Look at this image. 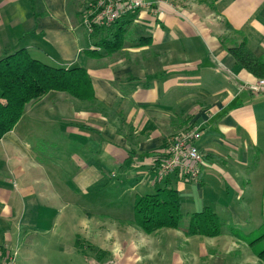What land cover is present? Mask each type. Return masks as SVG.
Returning <instances> with one entry per match:
<instances>
[{"label":"crops","instance_id":"0c3cea01","mask_svg":"<svg viewBox=\"0 0 264 264\" xmlns=\"http://www.w3.org/2000/svg\"><path fill=\"white\" fill-rule=\"evenodd\" d=\"M198 1L146 0L118 25L92 34L82 22L92 0H0V59L25 49L58 68L83 67L94 90L91 101L45 95L0 140V264L16 262L26 246L29 257L44 252L50 263L62 235L78 264H108L117 250L116 264H244L246 243L230 232L264 227V90L252 88L257 79L220 38L230 25L264 57V0H212L211 14ZM121 26L127 41L105 52L99 42ZM45 119L59 123L58 135L71 144H62L70 159L61 167L69 170L58 180L30 140L44 135ZM193 129L201 132L199 175L174 173L159 182L169 141ZM119 172L134 202L173 187L185 214L212 209L227 230L215 238L173 229L145 234L130 225L133 212L109 211L114 203L100 201ZM255 188L258 207L250 202ZM87 245L103 263L100 253L86 254Z\"/></svg>","mask_w":264,"mask_h":264},{"label":"trees","instance_id":"16d2710c","mask_svg":"<svg viewBox=\"0 0 264 264\" xmlns=\"http://www.w3.org/2000/svg\"><path fill=\"white\" fill-rule=\"evenodd\" d=\"M93 2L94 0L91 3ZM198 2L199 5L205 7L207 13L216 12L212 0H199ZM86 9L83 13L86 12ZM122 18L113 25H118ZM103 28L107 27L95 26L93 33L95 30H99L97 32L101 33L100 29ZM226 28L229 33L220 38L223 46L242 69L257 80L264 79V57H257L252 52L247 38L242 33L235 31L230 25H227ZM126 41L127 29L121 26L112 38L105 37L99 42V45L104 47L106 52L108 48L111 50L122 48ZM51 92L64 93L79 101L94 99L91 78L83 67L68 69L53 67L32 58L25 49L7 53L0 59V140L15 128L28 105L39 102ZM159 169L160 167L158 171ZM182 206L183 195L180 191L168 186L159 187L154 193L136 197L129 223L147 235H155L162 230L173 229L183 231L187 237L215 238L223 235L227 230V221L214 210L205 208L200 212L185 214ZM230 235L232 238L246 242L250 248L251 244L260 241V239L264 241V234L255 241L253 240L251 244L250 241L253 238L251 234L250 236L243 235L231 230ZM258 247L259 254L255 253L264 262V250L260 249V246ZM94 252L100 253L101 257H97V260L103 263L102 253L97 249Z\"/></svg>","mask_w":264,"mask_h":264},{"label":"rangeland","instance_id":"374dc122","mask_svg":"<svg viewBox=\"0 0 264 264\" xmlns=\"http://www.w3.org/2000/svg\"><path fill=\"white\" fill-rule=\"evenodd\" d=\"M46 62H48L47 65L53 66L55 67L56 64L51 63L50 61H48L47 59H44ZM46 64V63H45ZM66 68V67H65ZM46 126L44 127V135L41 137H36V138H31L30 140H34L37 146L41 147L42 150V159L47 160L44 161V166L47 168L46 170H48V172H50V177L52 179H57L62 176V172H64L65 170L68 171V168H65L64 166L61 167L63 164H61L63 161H65L66 159L69 160L70 159V155L68 153L67 150H63L62 148V144L63 147L66 145V147L68 148V146H71V144H69V142H67L62 136H59L58 134L60 133V126L59 123H56L54 121H52L51 123H49L48 121H46ZM38 123V121H37ZM21 125V124H20ZM189 132L185 131L184 133ZM173 138H171V140H173ZM170 140V141H171ZM169 141V143H170ZM63 142V143H62ZM65 144V145H64ZM46 145V146H45ZM58 145V147H57ZM45 146V147H44ZM57 147V148H56ZM120 174V172H119ZM114 182L109 183V185L106 187V185H104L103 189H101L100 191V201L102 200H109L112 201L114 203V205H110L111 209H109V211H114L115 207H119V210L121 211V213L123 214H128L130 211L133 212L134 209V199L133 197L131 198V196L129 194H127V192H124L126 190L127 187H129V185L123 183L122 178H121V174L119 175V178L117 179H113ZM56 184V182L54 183ZM56 187H60V184H56ZM62 187V186H61ZM102 187V185H101ZM253 193H254V197L256 198L254 201H250L252 202V205L254 207H258L260 205V198H257L256 196H258L257 194V188L253 189ZM125 194V195H123ZM147 195V194H146ZM247 202V201H245ZM104 204V203H102ZM130 204V205H129ZM132 204V206H131ZM63 229L65 230V228L63 227ZM234 232L236 233H240L243 235H253L252 240L250 241V244L252 243V241L255 239H257L259 236H261L262 234H264V227L259 228L260 231H258V229H256L255 231H251V232H247L244 229H237L235 227H233ZM258 231V232H257ZM66 233V232H64ZM62 235V233H60ZM63 236V245H60V247L53 253V255L51 254V259H50V263L47 262L48 258L45 257V255H47L44 252H40L39 254H36L35 259L29 257L28 252L30 250L29 246H26L24 248V254L23 256H17V261L15 262V260H12V258H10L7 264H78L75 263L73 261V257L71 256V247L69 246V242H68V235H62ZM260 238V237H259ZM163 239H166V237L164 236ZM72 242L74 241V237L72 238ZM83 243V242H82ZM246 243V242H245ZM245 248H243L244 250V264H264V262L257 257V255L259 254V247L260 249L264 250V241L262 239H260V241L254 242L253 244H251V248L249 247V245L246 243L245 244ZM248 245V246H247ZM65 246V248H64ZM91 245H87L85 251L87 250L86 254H89V251L94 250L92 248ZM64 248V249H63ZM84 248V247H83ZM254 250V251H253ZM261 250V251H262ZM122 252V251H121ZM257 255H256V253ZM111 257H114L112 259H114L113 261L111 260V262H108V264H116V262H118L120 259L121 261V253H118V250L116 252H111ZM116 253V254H115ZM118 254V255H117ZM89 257H92V255H89ZM249 258V259H247ZM84 264H88V263H84Z\"/></svg>","mask_w":264,"mask_h":264},{"label":"built area","instance_id":"2783aa9c","mask_svg":"<svg viewBox=\"0 0 264 264\" xmlns=\"http://www.w3.org/2000/svg\"><path fill=\"white\" fill-rule=\"evenodd\" d=\"M146 0H94L82 15V22L88 33H93L95 26L110 27L129 12L143 9ZM252 88L259 92L264 90V79L257 80ZM201 137L198 129L182 133L170 141L157 174L159 182L169 175L180 173L182 176L195 179L199 175L202 156L195 143Z\"/></svg>","mask_w":264,"mask_h":264}]
</instances>
